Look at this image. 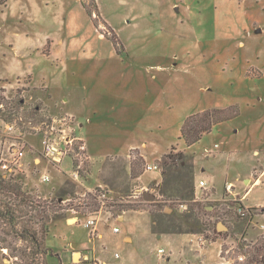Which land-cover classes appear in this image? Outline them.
<instances>
[{"label":"rangeland","instance_id":"374dc122","mask_svg":"<svg viewBox=\"0 0 264 264\" xmlns=\"http://www.w3.org/2000/svg\"><path fill=\"white\" fill-rule=\"evenodd\" d=\"M95 3L99 17L81 0L0 3V118L16 124L31 150L14 177L31 193L74 205L86 198L88 176L87 184L108 190L102 209L71 207L50 224L46 264H165L174 251L187 261L175 264H217L215 243L234 246V255L247 251L264 233V0ZM212 108L237 113L187 144L180 135L185 120ZM64 115L73 117L72 134L94 162L86 154L89 170L79 178L68 158L57 166L33 161L43 157L44 130ZM6 137L0 132L4 150ZM171 147L187 155L185 167L165 176L162 167L145 170ZM127 163L139 180L130 179ZM190 164L193 183L183 196L179 175ZM44 171L47 182L40 180ZM244 176L247 193L237 186L225 191ZM142 191L155 198L144 201ZM242 196L243 204L258 203L248 208L251 217L236 212ZM90 216L98 219L94 236L85 225ZM205 241L204 259L197 253ZM2 249L0 264H13Z\"/></svg>","mask_w":264,"mask_h":264},{"label":"trees","instance_id":"16d2710c","mask_svg":"<svg viewBox=\"0 0 264 264\" xmlns=\"http://www.w3.org/2000/svg\"><path fill=\"white\" fill-rule=\"evenodd\" d=\"M85 10L91 14L98 9L95 0H90L86 4ZM5 1L0 0L3 4ZM99 17V16H98ZM113 38V45L118 46V40ZM4 97L0 99V109L3 107ZM237 113L230 108H212L206 109L188 117L181 127L180 135L187 144L197 140L202 133L210 131L211 128L223 121L230 119ZM187 155L182 151H174V147L163 154L159 159L162 167V175L168 173L171 167L183 168L187 165ZM89 161L86 157V151L79 152L77 157L73 158V168L78 167V173L83 176L88 173ZM183 170V169H182ZM184 180L179 181L183 186L178 188L181 195H188L193 183L192 164L187 171H180ZM167 182H169L167 180ZM166 182V184H167ZM98 191L99 187H95ZM82 200L84 198H81ZM63 196L57 198H44L24 189L23 184L14 176H3L0 173V248H5L9 252V257H15L13 264H46L45 257L47 248L45 239L49 232L50 224L57 218L65 217L66 210L71 207H97L98 202L95 195L87 193L86 198L81 201L82 205L63 203ZM164 201L165 199H160ZM249 209L251 207H248ZM248 209V210H249ZM241 217V216H240ZM245 259L233 264H264V233L257 239L255 245L244 252Z\"/></svg>","mask_w":264,"mask_h":264},{"label":"built area","instance_id":"2783aa9c","mask_svg":"<svg viewBox=\"0 0 264 264\" xmlns=\"http://www.w3.org/2000/svg\"><path fill=\"white\" fill-rule=\"evenodd\" d=\"M1 107V105H0ZM73 117L71 115H64L58 118H54L52 120L53 124L44 130L43 137L41 139V154L43 158L46 159L51 165L57 166L61 162H63L66 158H68L71 162V166L73 167V158L79 155V152L85 150L84 143L78 139L76 136L72 134L73 126H72ZM0 124L2 128H0V132H3L7 137L4 141L5 150L0 145V173L3 176H14L21 170L22 161L26 155V144L23 139V133L17 128L14 122H10L7 120H3L0 118ZM87 157V155H86ZM80 165V164H79ZM78 167L74 168V176L78 178ZM145 170H161V166L159 163L154 164H146ZM40 180L42 182H47L50 180V176L46 171L40 174ZM99 190L97 191L95 187L91 190H88L83 193L81 196H87V193H92L95 195L98 204L100 205V209L105 206V203L108 200V190L103 186H98ZM198 187L206 188V182L204 180L198 181ZM232 185L230 183L225 184V191L230 194L232 192ZM143 192V191H142ZM142 192L139 193L142 197ZM197 196H195L196 198ZM143 199V197H142ZM240 199V198H239ZM145 201V199H143ZM242 202V199H240ZM65 203V200H63ZM243 204V203H242ZM183 206V204H180ZM75 209L76 207H72ZM98 211H90L86 208V213L92 215L97 213ZM236 212L241 217H251V213L248 210V207L243 205H238L236 207ZM97 221L98 219L94 216H90L86 218L85 225L89 228L90 236H94L97 231ZM114 232H118V227H113ZM235 247L229 246L227 248L219 249V259L217 264H233L236 261H243L245 259V253L243 251L235 253ZM3 252H6V249H2ZM158 256L162 258L166 254V250L162 247L157 250ZM117 255V254H116ZM234 255V256H233Z\"/></svg>","mask_w":264,"mask_h":264},{"label":"crops","instance_id":"0c3cea01","mask_svg":"<svg viewBox=\"0 0 264 264\" xmlns=\"http://www.w3.org/2000/svg\"><path fill=\"white\" fill-rule=\"evenodd\" d=\"M4 5H7V0L4 2ZM80 126H81V123H80ZM79 138H81L83 141H84V138L83 137H81V136H79ZM85 143V142H84ZM85 150H86V154H88V156H89V158H90V160H91V162L93 161L92 160V158H91V155H89V153L87 152V147H86V145H85ZM31 150L30 151H27V149H26V155H25V157H24V159H23V161H22V167L24 166V163L23 162H26L27 160H28V158L29 157H31ZM142 155V154H141ZM143 157H144V155H142ZM127 158H130V155H128L127 156ZM145 158V157H144ZM33 161L34 162H38L37 164H41L42 163V161H43V157L41 156V155H37L36 157H34L33 158ZM93 163L94 162H92V167L94 166L93 165ZM147 164V163H146ZM126 169L128 170V173H129V175H130V173H131V168H130V163H127V165H126ZM69 173H71L70 171H68ZM79 178V177H78ZM87 178H89V176L87 177ZM87 178L86 179H84V181L82 182V185H83V187H84V189L87 191V190H91V189H93L94 187H96V186H101L100 184V182L99 183H95V184H92V185H89V184H87L86 182L88 181L87 180ZM141 178V174L140 175H136V176H134V177H132L131 175H130V179L134 182L135 180L137 181V180H139ZM83 180V179H82ZM199 180H201V179H199ZM240 180H241V182H240V186H238L237 184H234L233 182H229L233 187L234 186H237V187H239V188H241L245 193H247L248 192V190L249 189H247L248 188V184H246L247 182H248V176H244V177H241L240 178ZM154 181H156V182H158L157 180H154ZM206 181V180H205ZM206 185H208V182H206ZM208 188H211V189H214V192H212V193H214V195H217V192H216V190H215V187L213 186V185H210V186H208ZM243 197V196H242ZM243 201H244V197L242 198V203H243ZM246 207H252V206H255V205H258V203H255V204H244ZM124 219V216L122 217V216H118L117 217V220H123ZM97 225H99L98 224V222H97ZM97 225H96V227H97ZM98 232H99V226H98ZM99 234L102 236V232L101 233H98V236H99ZM171 236V235H170ZM178 236H181V235H178ZM178 236H172V238H174V239H176V237H178ZM126 237H127V234L123 237V239L125 240L126 239ZM159 237H160V235H159ZM206 242V245L204 246V247H202L200 250H199V252L197 253V256H199V257H201V258H204L205 259V257H204V255H206V254H204V252H206L207 251V246L210 244L209 242H207V241H205ZM216 244V260L217 259H219V249H220V245L218 244L217 245V243H215ZM76 245V244H75ZM72 246H73V243H72ZM176 255V258L173 260V261H169L170 260V257H172V255ZM188 254V253H187ZM194 255L193 256H195V253H193ZM181 255H184V253H182V252H176V251H174L173 253H171L170 254V257L168 256V257H166V260L164 261V263L165 264H171V263H173V264H175V263H177L179 260L180 261H182V262H185V263H187V261H185V260H182V258L184 259V256H181ZM188 256V255H187ZM98 258V257H97ZM98 259H100V258H98ZM215 260V261H216ZM204 261V260H203ZM218 261V260H217ZM100 264H108L107 263V261L105 260V259H100ZM215 263V262H214ZM213 263V264H214ZM184 264V263H183Z\"/></svg>","mask_w":264,"mask_h":264},{"label":"water","instance_id":"95a60500","mask_svg":"<svg viewBox=\"0 0 264 264\" xmlns=\"http://www.w3.org/2000/svg\"><path fill=\"white\" fill-rule=\"evenodd\" d=\"M142 197H143V199L150 200V201L155 198V196L153 194H151V193H149L147 191H143L142 192ZM220 226H224V225L223 224H220ZM73 246H75V243H73ZM79 255H80L79 252H74V254H73V260L78 259L79 258Z\"/></svg>","mask_w":264,"mask_h":264}]
</instances>
